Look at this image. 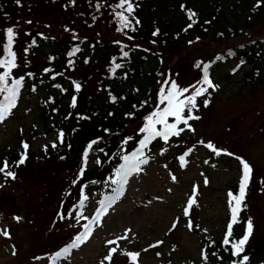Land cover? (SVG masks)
I'll return each mask as SVG.
<instances>
[{
	"label": "trees",
	"instance_id": "trees-1",
	"mask_svg": "<svg viewBox=\"0 0 264 264\" xmlns=\"http://www.w3.org/2000/svg\"><path fill=\"white\" fill-rule=\"evenodd\" d=\"M95 2L96 0H93L90 6L88 0H76L75 6H71L69 0H21V4L17 5L15 0H0V42H3L5 38L3 29L15 26L18 30V38L14 50L19 57L25 56L24 48L31 44L33 38L36 39V45L31 47L25 56L26 73L31 72L34 75L28 77L26 73L23 74L25 85L21 89V94L28 99L44 93L50 96L54 100V108L57 111L53 121L50 120L48 110L43 113L42 118L46 121L45 129L57 133L60 130L65 132L63 145H59L57 149H52L49 145L47 153L43 151L38 155L29 151V158L25 165L12 169L17 172V178L9 179L8 183L1 182L10 186L20 180V194L14 196L12 191L5 187L0 188V209L23 211L20 201L26 196L33 195L35 190H39V184L45 189L43 201L47 207L52 193L57 189L61 197H58L59 195L56 197V210L42 209V213L54 217V225L46 234L47 237L54 236L53 245L43 244L50 249L67 246L78 231L82 230L78 225L70 226V220H60L57 212L60 211L61 202H64L65 210L76 204L82 184L88 186L85 189L86 194L94 186H97V190L107 187L115 171L123 163L121 157L134 152L139 147L138 142L143 136L138 134L139 128L144 123V117L155 107L158 91L154 86V80L156 76L160 80L159 68L164 61L178 59L187 48L192 49L194 46L214 43L216 46L214 51L211 54L207 53V56L197 53L194 62L190 60L188 69L196 68L197 62H203L210 65L209 73L212 74L220 65L235 61L250 67V70L245 73L246 77L255 80L264 64V36H251L252 33L257 32V22L264 24V0L259 8L254 7L257 0H137L139 7L135 15L141 24L136 32L128 33L134 37L131 41L123 33L116 31L117 25L109 14L111 9L107 7V3H115L116 0H107L106 6L100 12L95 11ZM181 5L198 13V24L187 32L184 28L190 21L185 11L181 10ZM93 15L97 17L95 21L92 19ZM26 21L32 23L28 24ZM66 28L70 31H66ZM156 28L160 29V35L154 37L152 33ZM246 29L251 31L250 36L240 40L238 44L229 43L233 38L244 36ZM25 33L31 35H25ZM38 33H42L46 38L37 35ZM73 33L76 34V39H73ZM45 34L54 36L48 37ZM197 37H199L198 40ZM153 40L155 44L152 43ZM189 41L193 43L190 44ZM51 45L53 47L49 54L42 52L44 47ZM57 45H59L58 48ZM123 45H128L124 48L125 51H129L127 58L122 57ZM137 45L139 47H136ZM76 46L80 47L81 52L74 57H68L67 53ZM39 56L49 62L45 65L53 69V72L44 73L39 62L34 60ZM150 56L153 57L152 61ZM69 59L74 63L70 65ZM113 59L123 64L115 76L110 72ZM178 63H180L179 60L176 65ZM202 67L203 64L201 71ZM81 68L100 75L99 89L96 90V94H89L86 84L92 77L88 79L85 73L71 80L70 84L65 83L68 74ZM55 73H63V75L53 80L51 76ZM125 73H127L126 77ZM14 75L21 76L16 70ZM171 75L177 81L180 80L174 68L171 70ZM195 77H202V73ZM127 80L133 81L134 88L127 92L116 91L115 85ZM72 81L81 84L79 93L75 92ZM55 85L61 87L57 88ZM181 86L184 87L183 84ZM109 92L118 97L123 96L125 99L113 104L109 100ZM73 95L78 98L81 96L82 99L74 109L69 106ZM146 100L148 103L141 107V102ZM69 113L71 116L65 119L64 117ZM126 113L134 115L129 118ZM77 114L88 116L90 119H78ZM105 129L109 132L106 133ZM187 133L186 140L193 141L194 134ZM129 136L133 139L128 144H123V140ZM97 137H102V140L98 145L93 146V150L104 149L99 158L100 163L93 170L86 171L83 179L76 185H72V180L77 179L80 171L82 154L87 144ZM163 142L160 138L154 140L145 149L147 156L155 152L154 146L157 143L163 145ZM221 142L222 138H218L215 145L221 148L223 146ZM226 145L230 146L229 148L234 147L233 142ZM184 147V144L179 146L178 153H181ZM21 151L19 147L12 152L0 154V166L5 158H8L9 163L18 160ZM61 157L65 158L61 159ZM261 179H264V172L256 168L247 191L250 188L251 191H257ZM238 186L239 184L230 190L235 194L238 192ZM68 193H71V196ZM233 231L236 238L241 237L244 224L235 225ZM222 238L209 236L203 240L204 248L214 242L209 252L217 251L223 257V260L210 257V264H229L230 262V251H224ZM246 254L250 256V264H264V233L250 239ZM121 264H131V261L126 258Z\"/></svg>",
	"mask_w": 264,
	"mask_h": 264
},
{
	"label": "rangeland",
	"instance_id": "rangeland-1",
	"mask_svg": "<svg viewBox=\"0 0 264 264\" xmlns=\"http://www.w3.org/2000/svg\"><path fill=\"white\" fill-rule=\"evenodd\" d=\"M256 30V33L251 34V31L246 29L244 36L233 38L229 43L238 44L250 34L264 36V24L257 22ZM52 47L46 46L42 52L49 54ZM215 47L214 43L194 46L192 49L187 48L178 59L164 61L159 68V75L164 74L160 75V80L171 74L174 68L177 77H180L177 81L180 85L188 87L195 84L202 78L195 75L202 71L194 67L188 69L190 60L194 62L197 53L201 56L211 54ZM152 58L150 56V61ZM34 60L39 62L43 71L47 68L45 64H49L42 56L35 57ZM178 60L180 63L176 65ZM18 63L20 66L16 72L20 75L25 74L27 72L25 56L20 55ZM249 70L250 67L231 61L220 65L217 71L210 74L211 79L219 87L215 91L209 89L208 107L203 106V98L198 101L200 110L197 114L201 119L191 122L196 129L193 133L194 140H186L188 134L186 131L180 137L170 139L167 144L157 143L154 146L155 152L148 156L149 162L142 165V171L129 177L123 195L102 218V226H94L91 237L80 247L73 249L66 259L57 261L56 264H101L103 258L108 255L109 248L117 246L108 245L107 241L123 236L127 229H131L128 233L129 239L117 241L119 248L113 256L112 264H121L124 259L129 258L121 254L122 250L139 252L137 264L202 262L200 253L204 248V238L209 236L222 238L226 232L230 219L228 192L230 188L239 184L241 176V165L235 156L243 157L254 170L259 168L264 172V64L255 80L246 77L245 73ZM81 73H85L88 79L92 77L86 85L89 94H96L100 75L88 72L85 68L68 74L65 83L70 84L71 80L76 79ZM157 81L158 76L154 80V86L158 91L160 85ZM132 83V80H127L115 85L116 91L127 92L134 88L135 84ZM80 97L78 105L82 101ZM49 99L50 96L45 93L37 94L31 99L20 94L17 107L3 123H0V154L14 151L21 147V142L24 141L30 145L29 151L38 155L44 151V145H51L56 140L58 133L47 131L46 121L42 118L43 113L48 110L50 120H54L55 112L52 109L55 103H49ZM218 138H222L221 149L234 153L235 156L224 154L216 156L199 143L200 140H204L205 143L212 141L217 144ZM232 142L234 147L229 148L230 146L226 144ZM183 144L185 145L183 151L178 153L179 146ZM189 149L191 152L185 156L186 163L182 166L179 157ZM100 156L101 152L98 150L90 153L86 171L97 166L95 160ZM172 176L176 179L173 180ZM114 179L116 171L107 187L97 190V186H94L88 191L89 201L84 209L85 215L93 216L99 207V201L113 194L112 189L116 185L111 181ZM205 179L208 181L207 184L204 183ZM1 182L8 183L9 179H0V184ZM3 185L12 191L14 196H19L20 180L10 186ZM194 186L198 187L197 203L191 209L190 216L186 217L183 209L192 195ZM38 189L33 195L26 196L20 201L23 211L0 209V230L7 229L11 237L0 235V264H52L51 257L62 249L60 246L51 249L43 246L44 243L53 245L54 236L47 237L46 234L54 225V217L42 213V209L56 210L55 200L59 191L54 190L46 207L43 201L45 189L40 184ZM77 202L78 199L75 203ZM245 203L247 209L241 212V220L246 221L249 216L253 218L255 227L252 238H255L264 233V185L260 183L257 191H251L250 188ZM14 217L22 219L17 221ZM189 219L193 221L191 231L187 227ZM175 221H178L176 228L170 230ZM70 222L71 225L74 224V221ZM197 225L199 227H196ZM157 241L163 243L155 248L149 247ZM158 252L161 253L160 256H157ZM36 257L42 259L37 260ZM104 264L108 262L104 261Z\"/></svg>",
	"mask_w": 264,
	"mask_h": 264
},
{
	"label": "snow or ice",
	"instance_id": "snow-or-ice-1",
	"mask_svg": "<svg viewBox=\"0 0 264 264\" xmlns=\"http://www.w3.org/2000/svg\"><path fill=\"white\" fill-rule=\"evenodd\" d=\"M17 5L21 4V0H15ZM89 5L92 6L93 0H88ZM262 0H257L255 8H259L261 6ZM107 0H96L94 7L96 12H100L106 6ZM69 4L71 6H75L76 0H69ZM107 7L111 9L110 15L113 17L117 27L116 31L123 33L126 38L131 41L134 39L132 35H128L129 32H136L138 26L141 24L139 18L135 15L139 4L137 0H116L115 3H107ZM181 10L185 11L188 20L190 23L184 28V31L187 32L189 29H192L194 25L198 24V13H196L192 9H186L184 5H181ZM92 19L95 21L97 17L93 15ZM26 23L31 24V21H26ZM205 23H210L209 21H205ZM66 31H70L69 29H65ZM206 30V29H205ZM4 32V41L0 42V51H2V55H0V123H3L13 112V110L17 107L18 99L21 94V89L25 85V75L28 77H33V73L28 72L25 75H21L16 77L14 75L15 70L19 68L18 63V53L14 50L15 43L18 38V30L15 26H9L3 29ZM25 35H31L30 33H25ZM37 35L42 38H46L42 33H38ZM152 35L158 36L160 35V29L156 28ZM222 35V34H221ZM76 34L73 33V39H76ZM199 37H197V40ZM116 43H120L116 41ZM155 44V40L152 41ZM189 43H193V41H189ZM36 45V39L33 38L31 44L24 48V54L27 56L29 49ZM128 45H123L121 47V53L123 58H127L129 56V51H125L124 48H127ZM136 47H139L137 45ZM145 51H148L145 49ZM81 49L79 46L74 47L70 50L67 55L68 57H74L77 53H80ZM68 63L71 65L74 63L73 60L69 59ZM87 63V60H85ZM202 67V78L197 81L195 84L182 87L176 79L172 77L169 73L163 80L157 81L160 85L154 109L144 117V123L139 128L138 134H143L142 138L139 140V147L130 154L123 155L121 158L123 163L116 170V179L112 180L111 183L115 184L116 187L112 189V195L105 197V199L99 201V207L95 210V214L91 217L85 215L84 209L88 206L87 202L89 201V195L86 194L85 189L88 187L85 184H82L79 188L78 193V202L73 204L72 207L65 210L64 202H61L60 211L57 212V215L60 217L61 221L71 220L74 221L73 225H79L81 231L74 236L72 242L62 248L60 251L56 252L52 257V264H56L57 261L62 259H66L72 252L73 249L80 247L84 242H86L92 235L94 231V226H102V218L107 214L108 210L112 207V205L119 200V198L123 195L124 186L128 183V179L134 173H139L142 171V165H146L149 162L150 157L147 156L145 149L149 147V145L160 138L164 141V143H168L172 137H180L183 133L192 132L195 133L196 129L193 127L192 121H198L201 117L197 114L200 110V104L198 103L200 98H203V106L206 108L210 103V93L209 89L215 91L218 89L219 85L215 84L214 81L210 77L209 73V64L203 62H197L195 67ZM123 64L117 63L115 59L112 61V67L110 68V72L113 76H115L118 69H121ZM53 72V69L45 68L44 73L48 74ZM63 73H55L51 76V79H56L57 76H62ZM164 76L163 73L160 74ZM127 73H125V77ZM74 86V90L76 93L81 91V84L77 81H72ZM57 88H60V85H55ZM33 91H35V87L33 86ZM62 91H67V89H62ZM138 91V90H137ZM125 97L116 96L109 92V100L111 103L116 104L118 100H123ZM78 97L73 95L71 97L70 107L76 108L78 106ZM49 103H54L52 98L49 99ZM148 101H142L141 107L147 104ZM136 107V105H133ZM53 112H56L57 109L53 108ZM112 115V113H109ZM133 113H126V116L131 118ZM71 116L69 113L68 116H65V119H68ZM78 119L88 120L90 117L82 116L77 114ZM106 133L109 132L108 129L104 130ZM133 137L129 136L123 140V144H128ZM102 137H97L96 139L91 140L87 146L85 151L82 154V164L80 167V171L77 174V179L72 180V185H76L79 180H82L87 166L90 160V153L93 152V146L98 145ZM65 143V132L60 130L57 134L56 140L53 141L50 145L52 149H57L59 145H63ZM207 149L211 150L216 156L221 154L228 156H235L234 153L227 152L224 149L218 148L212 141H208L205 143L204 140L199 141ZM71 147V145H69ZM29 148L30 145L27 142H21L22 151L19 153V159L9 163L8 158L3 160L2 166H0V175L4 177L5 180L11 179L15 180L17 178V172L12 170L13 168H19L22 165H25L26 161L29 158ZM49 145H44L43 150L45 153L48 152ZM99 152H104L103 148L98 149ZM191 152V149L188 152H185L184 155L180 156L179 159L181 161L182 166L186 163L185 156H187ZM65 157H61L64 159ZM235 159L239 161L241 165V176L239 179L238 192L233 193L231 190L228 192V205L230 212V219L226 226V232L222 238V246L224 247V251L229 252L231 255V259L229 264H250V256L246 254L247 246L250 242L254 234V223L253 218L249 216L246 221L241 220V212L247 209L246 196L247 190L253 180V172L254 169L252 165L245 160L241 156H235ZM95 162L97 164L100 163L99 158L97 157ZM207 162V161H205ZM172 179L175 180L176 177L172 176ZM95 183V182H93ZM205 184L208 183L207 179L204 181ZM260 183L264 185V179L260 180ZM4 187L3 184H0V188ZM71 196V193H68ZM198 195V187H193L192 195L189 197L187 201L186 207L183 209L184 216H190L191 209L197 203ZM15 220L20 221L21 217H14ZM83 221V223H81ZM178 221L173 222L171 225V229H175ZM244 224V232L243 235L239 238L234 236V226L237 224ZM188 229L191 231L193 229V221L191 219L188 220L187 224ZM196 227H199L198 225ZM207 231V230H205ZM131 232V229H127L123 236L117 237L116 240L107 241L108 245L116 244V247H110L108 255H106L101 264H104V261H107L108 264H112L113 256L117 253V249L119 248V244L117 241L119 240H128V233ZM0 235H4L7 238H11L7 229L0 230ZM163 241H157L154 244H151L149 247L155 248L160 246ZM214 242L210 243L207 247L201 249L200 257L202 260V264H210V257H216L218 260H223V257L218 254L217 251L209 252V249L213 247ZM148 249H144L147 251ZM122 255H125L130 258L131 264H137L138 258L140 256L139 252H130L126 250H122ZM13 255H15V250H13ZM161 253H157V256H160ZM37 260L42 259L41 257H36Z\"/></svg>",
	"mask_w": 264,
	"mask_h": 264
}]
</instances>
